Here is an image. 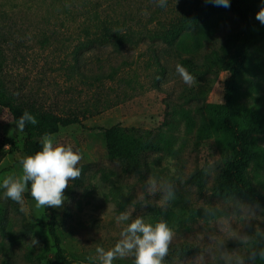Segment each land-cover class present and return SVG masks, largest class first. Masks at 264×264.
Segmentation results:
<instances>
[{
  "label": "rangeland",
  "instance_id": "obj_1",
  "mask_svg": "<svg viewBox=\"0 0 264 264\" xmlns=\"http://www.w3.org/2000/svg\"><path fill=\"white\" fill-rule=\"evenodd\" d=\"M197 1L210 3L167 0L161 8L156 0H0L7 87L41 108L63 115L74 111L79 117L52 134L57 143L78 149L83 156L78 166L86 167L82 184L71 181L63 206L54 208L57 232L70 258L101 264L96 249L113 248L123 229L142 218L152 225L163 221L172 230L168 254L174 260L168 264H263V213L253 202L226 192L235 155L234 132L225 124L228 75L205 59L240 22L220 6L208 17L216 23L208 37L203 36L207 22L202 21L171 44L162 39ZM243 1L257 21L264 0ZM101 19L130 32L132 44L93 43L78 49L101 32ZM247 55L232 101L238 109L253 111L264 125V39ZM182 59L203 66L190 70ZM178 63L196 77L195 86L182 81L175 70ZM198 108L208 127L202 138L196 135ZM116 124L152 129L162 146L148 158L147 193L108 157L104 133ZM23 141L16 121L0 107L5 152L0 181L20 173ZM252 141L264 150V130ZM246 177L264 193V156L250 162ZM35 203L25 193L19 203L7 199L0 188V264H47L53 256L49 214ZM122 212L129 219L117 222ZM181 243L189 250L172 252ZM113 264H135V257H117Z\"/></svg>",
  "mask_w": 264,
  "mask_h": 264
},
{
  "label": "trees",
  "instance_id": "obj_2",
  "mask_svg": "<svg viewBox=\"0 0 264 264\" xmlns=\"http://www.w3.org/2000/svg\"><path fill=\"white\" fill-rule=\"evenodd\" d=\"M229 10L232 15L240 22V27L224 36L217 49L211 50L206 56V60H213L220 70L224 71L228 77L225 80L226 90L224 100L226 106L225 124L234 132L235 155L230 170L229 184L227 193L234 194L253 202L263 213L264 216V193L255 187L246 177V171L250 162L259 154L264 156V150L254 147L252 137L264 130L262 125L255 117L253 111H245L235 107L232 101V95L235 91L234 82L237 75L241 72L247 59V54L257 41L264 39V25L259 21H253L250 18L248 6L243 0H229ZM220 6L212 3H199L193 11H185L176 18L175 28L170 25L162 35L163 41L171 44L175 38L184 30L198 26L202 21L207 22V27L203 33L204 37L212 32L216 25L213 19H208L214 14ZM225 8V7H223ZM101 32L94 38L78 47L91 46L93 43L99 45L110 44L114 47H120L123 44H132V34L127 31H121L119 24L109 19L99 21ZM3 53L0 49V107H4L10 113L12 119L16 121L24 111L34 115L38 124L33 126L26 125L22 152L25 156L34 155L41 150L40 139L48 133L58 132L60 127H65L79 121L78 115L71 111L65 115L56 114L49 109L41 108L33 102L24 100L21 96L12 92L3 81ZM180 63L190 70L195 67H202L203 63H196L190 59H182ZM74 67V66H73ZM98 79V76H95ZM200 114V124L196 128V135L202 138L208 133V127L205 123V117L202 109L198 108ZM105 146L109 159L116 163L120 171L136 178L139 187L148 190L147 172L149 170L148 158L154 152L162 150L158 139L152 129H142L138 127H125L119 124L113 125L105 130ZM3 147L0 145V160L4 156ZM81 168V176L74 180L75 185H81L85 166ZM25 196L31 198L29 192ZM45 213L49 214L47 220L48 232L53 240L55 251L47 264H86L77 258L67 256L65 248L62 246L61 238L57 232L56 214L54 208H43ZM174 246V245H172ZM189 250L186 243L178 244L172 252L182 254ZM174 257L167 254L162 262L169 263ZM264 264V259H263Z\"/></svg>",
  "mask_w": 264,
  "mask_h": 264
},
{
  "label": "clouds",
  "instance_id": "obj_3",
  "mask_svg": "<svg viewBox=\"0 0 264 264\" xmlns=\"http://www.w3.org/2000/svg\"><path fill=\"white\" fill-rule=\"evenodd\" d=\"M156 2L161 8L167 6V0ZM207 2L218 7H230L229 0ZM255 18L264 25V7L255 14ZM175 70L189 87L197 84L196 77L181 64H176ZM28 124L35 126L38 120L30 112L24 111L16 120V129L23 132ZM40 144L41 150L20 159V173L5 176L0 181V188L4 190L5 198L17 203L23 200L25 192H29L36 202L37 209L60 208L64 204V192L70 182L81 176L82 170L78 165L83 156L78 149L74 150L72 145L57 143L52 134H44ZM171 196L169 190L166 198L170 199ZM128 219L127 212H122L116 217L117 222ZM173 235L170 227L163 221L152 225L145 223L142 218H136L123 229L122 239L113 248L107 251L97 248L96 251L100 254L101 264H113L117 257L124 258L129 255H134L135 264H162L163 258L168 254Z\"/></svg>",
  "mask_w": 264,
  "mask_h": 264
}]
</instances>
